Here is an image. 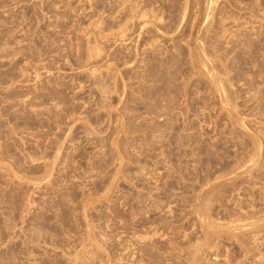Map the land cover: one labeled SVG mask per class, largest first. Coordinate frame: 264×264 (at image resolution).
Returning a JSON list of instances; mask_svg holds the SVG:
<instances>
[{"label": "rangeland", "instance_id": "374dc122", "mask_svg": "<svg viewBox=\"0 0 264 264\" xmlns=\"http://www.w3.org/2000/svg\"><path fill=\"white\" fill-rule=\"evenodd\" d=\"M74 263L264 264V0H0V264Z\"/></svg>", "mask_w": 264, "mask_h": 264}, {"label": "bare ground", "instance_id": "6f19581e", "mask_svg": "<svg viewBox=\"0 0 264 264\" xmlns=\"http://www.w3.org/2000/svg\"><path fill=\"white\" fill-rule=\"evenodd\" d=\"M209 10H210V9H209ZM134 12H135V11H134ZM134 12H133V13H134ZM136 14H137V13H136ZM142 17H143V16H142ZM208 17H209V16H208ZM184 18H185V17H184ZM142 19H143V18H142ZM145 24H146V23H145ZM125 27H126V26H125ZM146 28H147V27H146ZM123 34H124V33H123ZM9 168H10V167H9ZM200 211H201V210H200ZM199 213H200V212H199ZM199 213H198V214H199ZM200 215H201V214H200ZM198 217H199V216H198ZM201 218H202V217H201ZM205 218H207V217H205ZM202 221H203V220H202ZM208 223H209V222H208ZM209 224H210V223H209ZM212 226H213V225H212ZM206 230H207V229H206ZM207 237H208V236H207ZM207 237H206V238H207ZM204 238H205V237H204ZM210 240H211V239H210ZM196 249H197V248H196ZM76 258H77V257H76ZM74 264H75V263H74Z\"/></svg>", "mask_w": 264, "mask_h": 264}]
</instances>
